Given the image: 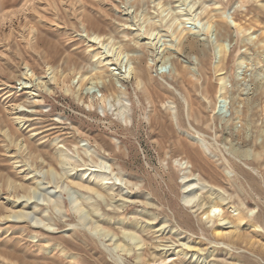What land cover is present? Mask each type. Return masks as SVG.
<instances>
[{
    "label": "rangeland",
    "instance_id": "rangeland-1",
    "mask_svg": "<svg viewBox=\"0 0 264 264\" xmlns=\"http://www.w3.org/2000/svg\"><path fill=\"white\" fill-rule=\"evenodd\" d=\"M191 182L233 232L202 229ZM127 230L144 246L103 236ZM139 251L264 264V0H0V264Z\"/></svg>",
    "mask_w": 264,
    "mask_h": 264
},
{
    "label": "bare ground",
    "instance_id": "bare-ground-1",
    "mask_svg": "<svg viewBox=\"0 0 264 264\" xmlns=\"http://www.w3.org/2000/svg\"><path fill=\"white\" fill-rule=\"evenodd\" d=\"M192 46H193V44L191 45V47ZM191 165L193 166L192 162H191ZM102 174H103V172H102ZM106 178H107L106 176L101 175V180L102 181H105ZM74 183L77 186L83 187V188H85V189H87V190H89V191L97 194L99 197L102 195V191L99 189V186L97 184H88V183L83 184V183H78V182H74ZM103 183H106V182H103ZM194 185H195L194 182H191V183H189V184L186 185V188H188V189H187V192L183 195V201L185 203H187V204H190L192 202V206L191 207H193V208L196 207V210H199L200 209V211L202 212V214H206V218L208 219L207 222H210L211 220H213L210 228H207L206 226H203L202 229H204L205 231L209 230L210 233L213 236H216V237L217 236L224 237V236L228 235L229 233L233 232L235 229L234 230H228V229H230L231 226H228L227 224L232 223V221H231V219H229V217L227 215H223L221 218H218V221H219L218 223H216L215 220L212 219L213 216H219V214L217 212L219 211V207L222 205V203L220 202V200L223 197H220L219 200L213 198V199H211V200H209L208 202H205V203L195 202V201L193 202V200L196 198V196L198 195V193L204 188V185H200V186H197L196 188L193 189ZM28 193L29 192H27V194ZM141 201L145 205H149L150 204V202L148 200H146V199H143ZM206 203H208V204L206 206H204V204H206ZM31 205L33 207V204H31ZM28 215H29V212L24 211L23 209H21V210H18V211H13L8 216L27 217ZM237 217L239 219H241V215H238ZM95 226H97V224ZM105 231L103 233V236L104 237H107L108 236V239L107 240H111V241L114 242L113 250L114 249H118V251L129 252L132 249V246H136L139 249L142 246H144V242H142L141 240L138 239V237L136 235V232L134 230H132V231L131 230H127L126 232H124L122 234V236H119V237H115L116 235H118L115 232H112V234L109 236V233L108 232L105 233ZM107 231H110V230H107ZM235 236H236L235 239H232V243L233 244H238L239 245L241 243H246L247 244V242H249V240H248V233L239 232ZM132 240H133V242H132ZM183 245H186V247H191V243L189 241L184 242ZM137 257L142 262H147L149 264H151L152 261H153V259H154L153 257H148V259H147L146 256H145V258H142L144 256L142 255L141 252L138 253ZM145 259H147V260H145Z\"/></svg>",
    "mask_w": 264,
    "mask_h": 264
}]
</instances>
